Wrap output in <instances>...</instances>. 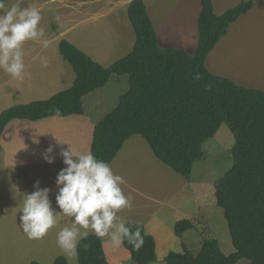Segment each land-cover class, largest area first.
Masks as SVG:
<instances>
[{
	"label": "rangeland",
	"instance_id": "rangeland-1",
	"mask_svg": "<svg viewBox=\"0 0 264 264\" xmlns=\"http://www.w3.org/2000/svg\"><path fill=\"white\" fill-rule=\"evenodd\" d=\"M146 8L161 47L180 48L192 54L196 45L199 0H141ZM214 14L221 15L240 3L251 7L228 28L206 59L207 69L237 85L264 91V0H211ZM15 0L5 3L11 4ZM131 0H23L22 7H36L42 20L44 36L30 40L23 46L26 72L22 79H13L0 69V113L16 105L47 99L51 87L59 79L63 87L74 76L66 62H60L58 44L68 41L86 53L94 62L108 67L124 57L134 44V33L127 19ZM47 41V47L44 46ZM47 59V65L41 63ZM64 68H61L62 64ZM68 82V83H67ZM127 89V77L112 76L85 105V115L72 120H51L28 123L10 122L0 137V264H52L63 257L68 264H77L76 256H69L57 245L59 227L49 230L41 239H29L19 227L22 215V194L49 188V199L56 212V178L66 167L61 150L69 145L82 150L90 144L96 124L116 106L118 97ZM102 100L104 105L99 106ZM99 106L97 109L90 107ZM78 116V115H77ZM92 119V120H91ZM216 147L207 150L212 143ZM69 144V145H68ZM233 137L222 124L213 139L202 146L203 158L193 164L189 179L173 173L157 161L145 141L139 136L128 139L110 166L122 176L126 184L121 188L132 197V208L118 212L120 219L135 222L155 240L156 261L164 264L170 252L187 251L195 256L205 239H215L224 255L233 252L221 210L215 204L214 183L230 169ZM53 147L54 163L44 159L46 150ZM75 148V149H74ZM11 154L7 159V152ZM88 152V150H87ZM18 153V154H17ZM76 157H73L75 159ZM16 190H19L18 193ZM71 218L64 217L61 225ZM157 219L164 223H156ZM187 220L192 229L177 237L175 222ZM150 233V234H148ZM90 235H95L89 229ZM102 250L107 264H134L128 252L114 247L107 237L102 238ZM237 264H250L241 260Z\"/></svg>",
	"mask_w": 264,
	"mask_h": 264
},
{
	"label": "trees",
	"instance_id": "trees-1",
	"mask_svg": "<svg viewBox=\"0 0 264 264\" xmlns=\"http://www.w3.org/2000/svg\"><path fill=\"white\" fill-rule=\"evenodd\" d=\"M199 3L192 54L159 45L141 0H131L126 11L134 44L129 53L108 67L61 40L58 53L74 75L70 87L47 99L2 111L0 137L10 122L53 118L56 109L61 118L83 116L84 98L103 89L112 76L127 77V89L112 111L94 126L90 144L91 153L109 164L128 139L139 136L157 161L189 179L193 164L203 158L202 146L226 124L233 137L232 164L214 183V196L233 252L224 255L217 240L205 239L194 257L185 250L170 252L164 264H237L241 260L264 264V91L237 85L206 67L210 52L227 35L229 26L245 15L251 3H240L221 15L214 14L211 0ZM196 73L201 79H195ZM209 84L210 89L206 87ZM217 144L215 141L207 150ZM125 227L132 231L139 227L143 236L138 250L124 240L122 247L130 260L134 264L155 262L154 238L135 222H127ZM191 229L189 221L180 220L175 222L173 233L179 237ZM76 252L77 264H107L102 241L95 235L80 240ZM52 264L68 262L59 257Z\"/></svg>",
	"mask_w": 264,
	"mask_h": 264
},
{
	"label": "clouds",
	"instance_id": "clouds-1",
	"mask_svg": "<svg viewBox=\"0 0 264 264\" xmlns=\"http://www.w3.org/2000/svg\"><path fill=\"white\" fill-rule=\"evenodd\" d=\"M22 4L23 0H15L10 5L0 0V69L13 79H22L26 72L24 44L44 36V29L40 27V10L22 7ZM44 46L47 47V41H44ZM41 63L46 66L47 59L41 58ZM195 79H201L199 73ZM206 87L210 89L211 85ZM60 115V110L56 109L53 118ZM53 151L50 146L45 152L44 159L48 164L54 163ZM60 155L66 166L56 178L59 191L55 199L60 211L56 212L52 207L49 199L51 189L41 188L37 180L33 185L35 191L21 193L19 227L23 233L29 239H41L49 230L59 227L56 243L69 258L77 256V246L80 240L88 238L89 229L98 239L107 237L116 248L126 239L138 250L143 245L141 229L136 227L132 231L125 227L118 215L122 209L132 208V197L126 196L121 188L126 184L125 179L91 151L77 154L69 145L67 150H61ZM64 217L71 219L60 226Z\"/></svg>",
	"mask_w": 264,
	"mask_h": 264
},
{
	"label": "crops",
	"instance_id": "crops-1",
	"mask_svg": "<svg viewBox=\"0 0 264 264\" xmlns=\"http://www.w3.org/2000/svg\"><path fill=\"white\" fill-rule=\"evenodd\" d=\"M64 62L63 60H62V58H60V62ZM62 64V63H61ZM63 65L64 66H66L65 65V63L64 64H62V66H61V68H64L63 67ZM73 78H74V76L72 77V80H71V82L67 85L66 84V86H62L63 85V82L59 79V82L57 83V85L55 84V85H53L54 87H51L52 89H50V91H53V89L54 88H56V91L55 92H50V94H49V96L47 97V98H49L50 96H52V95H54L55 93H57V92H59V91H62V90H64V89H67V88H69L70 87V85H71V83H72V81H73ZM68 83V82H67ZM99 91H101V89L100 90H97V91H95L94 93H92V94H90L89 96H87L86 98H84V100H83V104H84V109H85V105L86 104H91V103H93L94 102V98H95V96L99 93ZM2 100V98H0V103L2 104L3 103V101H1ZM41 100V99H40ZM101 105H104V102H102V100L99 102V106H101ZM99 106H93V107H90L91 109L93 108V109H97ZM85 112H86V110H85ZM85 115V114H84ZM80 116H69V117H65V118H50L51 120H56V122L58 121V120H65V119H70V120H72V123L74 122V121H76V120H78V118H79ZM49 119V118H48ZM92 120V119H91ZM26 122H28V121H26ZM28 123H32V122H28ZM36 123V122H35ZM92 132H93V130H92ZM91 138H92V135L90 136ZM91 138H90V144H91ZM90 144L88 143V146L87 147H82V150H79L78 148H74L77 152H79V153H81V154H83V153H86L87 152V150L88 151H90ZM11 154H13L14 155V158L15 157H18V156H16V154H15V150L12 152V153H9L8 154V152H7V155H6V158L8 159L9 157H10V155ZM18 154V153H17ZM156 223H164V220H161V219H157L156 220ZM148 234H150V233H148ZM150 236H152V237H154L152 234H150ZM155 238V237H154Z\"/></svg>",
	"mask_w": 264,
	"mask_h": 264
}]
</instances>
